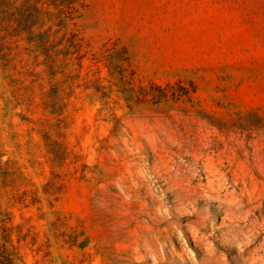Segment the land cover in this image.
Masks as SVG:
<instances>
[{
    "label": "rangeland",
    "instance_id": "1",
    "mask_svg": "<svg viewBox=\"0 0 264 264\" xmlns=\"http://www.w3.org/2000/svg\"><path fill=\"white\" fill-rule=\"evenodd\" d=\"M83 4L60 73L0 68L25 264H264V0Z\"/></svg>",
    "mask_w": 264,
    "mask_h": 264
},
{
    "label": "trees",
    "instance_id": "2",
    "mask_svg": "<svg viewBox=\"0 0 264 264\" xmlns=\"http://www.w3.org/2000/svg\"><path fill=\"white\" fill-rule=\"evenodd\" d=\"M83 8V0H0V68L12 65L16 50L25 41L40 56L50 75L60 73L58 60L62 54L72 57L81 50L80 38L70 33L69 26ZM105 53L110 75L121 81L128 78L129 57H117L115 47ZM158 92L168 94L167 88L152 84L149 94L154 97ZM4 155L0 145V264H25L13 241L12 214L6 207L12 196L9 188L14 171L4 162Z\"/></svg>",
    "mask_w": 264,
    "mask_h": 264
}]
</instances>
